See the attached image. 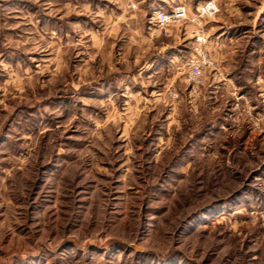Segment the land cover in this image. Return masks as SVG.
<instances>
[{"label": "rangeland", "instance_id": "obj_1", "mask_svg": "<svg viewBox=\"0 0 264 264\" xmlns=\"http://www.w3.org/2000/svg\"><path fill=\"white\" fill-rule=\"evenodd\" d=\"M207 1L0 0V264H264V0Z\"/></svg>", "mask_w": 264, "mask_h": 264}, {"label": "built area", "instance_id": "obj_2", "mask_svg": "<svg viewBox=\"0 0 264 264\" xmlns=\"http://www.w3.org/2000/svg\"><path fill=\"white\" fill-rule=\"evenodd\" d=\"M215 4L213 0H208L200 8V14L213 13L215 11ZM154 20L159 25L160 28L166 29L170 24H179L188 19V14L185 5L177 4L169 7V9L160 8L154 13ZM200 40V37H197ZM204 41V40H203ZM202 60L204 62L210 63V58L204 53L202 55ZM204 77V69L200 63H192L189 66L188 71V81L195 86L197 83L201 82Z\"/></svg>", "mask_w": 264, "mask_h": 264}, {"label": "crops", "instance_id": "obj_3", "mask_svg": "<svg viewBox=\"0 0 264 264\" xmlns=\"http://www.w3.org/2000/svg\"><path fill=\"white\" fill-rule=\"evenodd\" d=\"M176 4H181L180 2L179 3H176ZM176 4H173V5H176ZM183 4V3H182ZM183 5H186V4H183ZM169 7L172 6V5H168ZM155 11V10H154Z\"/></svg>", "mask_w": 264, "mask_h": 264}]
</instances>
